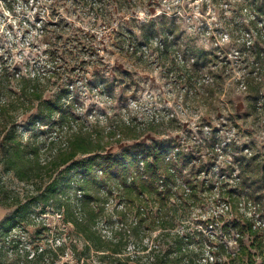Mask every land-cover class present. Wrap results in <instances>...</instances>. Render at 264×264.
<instances>
[{
	"label": "rangeland",
	"instance_id": "rangeland-1",
	"mask_svg": "<svg viewBox=\"0 0 264 264\" xmlns=\"http://www.w3.org/2000/svg\"><path fill=\"white\" fill-rule=\"evenodd\" d=\"M252 6L247 0H0V67L12 77L18 69L26 73L47 61L48 48L60 46L64 54L57 69L67 71L69 79L64 75L50 79L44 98L54 99L64 84H74L76 97L63 101V109L76 115L74 129L101 132L110 140L105 153L112 155L139 143L152 146L164 141L171 149L178 147L169 154L174 158V152L181 151L173 167L182 181L198 179L201 187L195 203L180 205L174 213L178 226L171 235L146 226L136 230L132 207L117 194H103L97 229L121 247L119 254L90 245L58 203H38L0 239V264H167L162 254L174 250L175 231L189 236L195 229L201 231V225L192 222L226 209L215 194L234 183L242 185L243 194L253 192L251 202L243 200L242 211L264 228V37L259 39L257 30L247 27L256 18ZM258 17L259 32L264 34V15ZM242 26L251 43L236 40ZM54 31L57 35L50 39ZM147 35H152L149 40ZM169 41L175 47L166 59L163 49ZM74 46L77 52L70 55ZM188 49L201 57L199 77L193 79L197 88L192 89L177 73L178 64L194 63ZM102 75L105 86L99 84ZM36 113L35 107L19 116V135L25 143H36L46 162L63 148L58 135L69 136L71 128L58 114L53 125L29 128ZM122 123L138 126L140 138L109 136ZM6 134L0 118V222L18 202L33 201L51 180L44 174L21 181L4 168L1 146ZM75 192L71 188L67 195ZM235 217L226 209L225 220ZM205 235L218 237L214 240L224 242L232 256L203 246L196 232L193 242L185 245L188 252L195 249L190 264L216 260L249 264L247 255L239 253L234 228L210 226ZM243 241L261 262L257 249L250 246L252 237L246 235ZM151 247L155 250L149 254Z\"/></svg>",
	"mask_w": 264,
	"mask_h": 264
},
{
	"label": "trees",
	"instance_id": "trees-1",
	"mask_svg": "<svg viewBox=\"0 0 264 264\" xmlns=\"http://www.w3.org/2000/svg\"><path fill=\"white\" fill-rule=\"evenodd\" d=\"M247 2L253 5L256 12V18L251 20L247 27L250 30H257L256 34L259 39H262L264 34L259 32L257 19L260 14L264 15V4L262 0H247ZM236 4L240 5V2L236 1ZM237 32L236 40L250 42L245 37L249 34L245 26L240 27ZM170 33L166 34L167 39ZM56 35L57 32L54 31L50 39ZM151 36L147 35L144 38L149 40ZM165 45L163 54L167 59L175 45L171 41ZM74 48L78 46L71 47L70 55L77 52ZM60 50H62L60 46L54 50L48 48L46 50L47 61L41 67L27 68L26 73H19L21 69H18L19 71L16 69L14 77L3 65L0 67V118L3 119V124L5 122L7 128V134L1 146V162L7 171H12L21 181H31L44 174L51 179L33 201L18 202L13 213L0 222V239L7 237L28 216L33 205L42 202L48 205L56 202L60 209L63 208L68 221L77 227L87 242L96 250L119 254L122 252L121 247L113 239L104 237L97 229L101 210L99 203L104 195L113 194L119 195L125 205L132 207L136 217V230H142L146 226L151 230L161 229V232L171 235V231L178 226L177 215L174 216V213L179 211L178 207L189 205L188 202L195 203L200 194L201 187L198 179L185 181L180 179L182 175L173 167V160L181 156V151L174 152V158L169 157L171 150L179 148L171 149L164 141L155 142L152 146L139 143L133 149L126 148L119 155H112L105 153L110 140H105L106 136L101 132L97 133L91 129H74L76 128L74 125L76 115L63 109L64 100L76 97L73 93L74 84H64L54 99L44 98L50 79L56 75H64L66 80L69 79L70 74L66 70V72H60L57 69L58 61L64 54V51L59 52ZM188 51L192 54L194 63L178 64L177 73L179 79L184 81V86L192 89L197 88V81L193 79L199 77L201 57H197L198 54L194 49L191 51L188 49ZM259 52L261 54L263 50L260 49ZM101 80L103 81L99 84L107 85L104 75L101 76ZM254 88L259 93V83H256ZM35 107L37 113L32 115L29 128L34 129L37 124L53 125L56 114L71 128L69 136L58 135V138L62 139L60 142L63 148L46 162L41 161L39 146L31 141L23 142L19 135V116ZM7 115H10L9 122L4 120ZM116 129L111 131L109 136L120 133L122 137L137 140L142 134L141 129L132 123H122ZM191 168L194 167L191 166ZM59 169H62L60 173L53 176ZM71 188L76 190L74 196L67 195ZM241 188V184L234 183L221 188L215 194L216 200H223L226 209L236 214L235 220L231 222L225 220L226 209L223 208V211H214L206 219L192 222V225H201V231L195 229L190 236L180 235V231H175L176 242L174 248L172 247L174 250L168 254L166 251L162 254L167 264H190L189 256L195 249L188 252L185 245L193 242L191 240L196 238L193 236L196 232L199 238H203L200 240L203 246L208 245L210 249H216L215 253L231 257L224 242L218 243L214 240H218V237L213 236L214 239H212L205 235V229H210V226L216 228L219 225L222 230L228 231L234 228L237 231L239 253L247 255L249 264H264V228L256 225L254 216L242 211L243 200L249 203L254 195L250 190L243 194ZM246 235L252 237L250 246L257 249L262 259L261 262L258 263L255 260L254 253L245 245L243 238ZM148 246H144L143 249H148ZM154 250L155 248L151 247L149 254L154 253ZM42 255H45V251ZM217 262V260L214 263L207 261L206 264H218Z\"/></svg>",
	"mask_w": 264,
	"mask_h": 264
},
{
	"label": "built area",
	"instance_id": "built-area-1",
	"mask_svg": "<svg viewBox=\"0 0 264 264\" xmlns=\"http://www.w3.org/2000/svg\"><path fill=\"white\" fill-rule=\"evenodd\" d=\"M169 157H170V156H169ZM169 157H168V158H169Z\"/></svg>",
	"mask_w": 264,
	"mask_h": 264
}]
</instances>
